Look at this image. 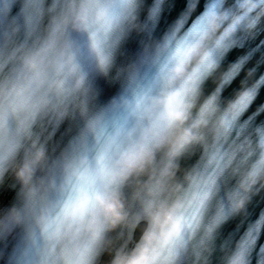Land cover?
<instances>
[{
    "label": "water",
    "instance_id": "95a60500",
    "mask_svg": "<svg viewBox=\"0 0 264 264\" xmlns=\"http://www.w3.org/2000/svg\"><path fill=\"white\" fill-rule=\"evenodd\" d=\"M71 3L0 0V98L23 89L32 101L0 109V264H62L64 237L54 245L46 222L75 173L141 145L143 167L116 188L126 219L105 230L92 264H113L117 252L136 247L150 205L177 204L185 211L172 264H229L241 243L249 264H264V176L254 184L250 176L264 153V88L226 134L198 123L199 103L170 129L154 128L156 101L166 93L165 44L174 47L211 4L231 10L239 0H132L131 14L98 49L69 27L74 74L36 55ZM241 61L243 70L223 88L225 103L249 70L264 73V18L241 29L224 67ZM215 87L209 79L203 94Z\"/></svg>",
    "mask_w": 264,
    "mask_h": 264
},
{
    "label": "clouds",
    "instance_id": "9594fccd",
    "mask_svg": "<svg viewBox=\"0 0 264 264\" xmlns=\"http://www.w3.org/2000/svg\"><path fill=\"white\" fill-rule=\"evenodd\" d=\"M131 4L132 0H72L70 9L61 13L60 23L37 57L59 61L69 74H74L76 53L73 43L67 39L69 27L86 33L92 47L98 49L131 14ZM261 18H264V0H239L231 10H223L213 3L196 18L174 47L171 40L165 44L168 52L164 77L166 93L156 101L159 115L154 128L170 129L182 122L197 103L198 123L212 124L220 134L232 128L264 88V73L257 75L256 69L249 70L240 91L225 103L223 88L243 70L244 63H233L225 68L224 59L236 46L241 29H254ZM249 20L251 22L246 24ZM180 27L183 22L177 32ZM209 79L216 87L204 95L202 87ZM31 102L23 89H14L0 98V109L22 108ZM146 155L147 145H141L115 160L101 159L95 165L85 163L75 173L66 197L46 222V231L54 245L57 237H64L58 245L62 264H92L105 230L126 219L116 188L134 170L143 167ZM250 176L251 184L264 176V153L253 165ZM246 184L251 186L247 181ZM184 211L179 204L166 211L152 210L150 205L148 227L140 242L131 251L117 252L113 264H172ZM229 264H249L246 243L237 247Z\"/></svg>",
    "mask_w": 264,
    "mask_h": 264
}]
</instances>
